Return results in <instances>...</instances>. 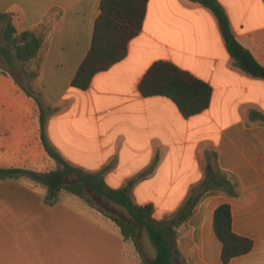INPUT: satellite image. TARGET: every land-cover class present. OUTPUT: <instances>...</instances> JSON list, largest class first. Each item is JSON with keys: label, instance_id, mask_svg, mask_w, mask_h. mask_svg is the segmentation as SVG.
<instances>
[{"label": "crops", "instance_id": "obj_1", "mask_svg": "<svg viewBox=\"0 0 264 264\" xmlns=\"http://www.w3.org/2000/svg\"><path fill=\"white\" fill-rule=\"evenodd\" d=\"M100 2L0 0L15 44L25 42L24 34L40 40L27 62L37 73L26 86L13 73L14 45L0 44L13 55L8 62L0 54V168L56 169L41 143L39 108L25 88L49 110L45 134L62 157L88 171L103 169L107 186H128L135 204H152L154 219L171 216L191 193L198 197L176 228L185 264H223L213 214L224 203L233 233L253 243L228 264H264V122L251 115L264 117V80L234 65L209 9L194 0H149L126 56L96 73L86 90H75L71 82L90 49ZM217 2L238 43L264 67V0ZM0 25L4 30L6 22ZM159 60L211 88L205 111L183 118L170 99L139 93ZM213 168L227 175L235 196H200ZM46 196V187L27 177L0 179V264H143L133 242L83 199L61 191L50 204Z\"/></svg>", "mask_w": 264, "mask_h": 264}, {"label": "trees", "instance_id": "obj_2", "mask_svg": "<svg viewBox=\"0 0 264 264\" xmlns=\"http://www.w3.org/2000/svg\"><path fill=\"white\" fill-rule=\"evenodd\" d=\"M149 0H101L100 14L97 17L91 38L90 49L72 79L71 87L83 91L89 87L93 76L109 69L121 61L127 54L128 43L142 29ZM209 9L214 15L226 49L234 65L245 74L264 80V67L260 65L236 40L229 19L217 0H194ZM5 21L3 39L14 45V57L19 62H29L37 55L39 38L24 34L25 42L16 45L15 29L9 15L0 14ZM0 54L10 62V49L0 48ZM28 97L33 98L39 108L40 138L45 152L56 163V169L48 172H35L24 169L0 168V179H18L27 177L47 189L46 202L53 204L61 191H66L83 199L89 206L111 219L121 231L124 239L133 242L143 258L138 241V230L144 229L149 243L155 250L154 257L143 264H185L177 248L176 228L186 221L194 210L198 197L191 193L182 206L171 216L156 220L153 218L152 204L137 205L130 194L129 187L111 189L104 180V170L88 171L67 162L48 141L45 123L48 109H45L38 97L23 88ZM143 97L162 96L170 99L183 118H189L205 111L210 103L211 88L190 73L179 69L168 61L154 62L138 85ZM252 117L264 122V117L252 113ZM202 193L223 192L229 197L235 196L234 184L225 173L218 169L206 172L199 186ZM111 205L121 207L128 217L115 216ZM213 230L221 243V261L228 264L231 259L248 253L253 246L250 239L241 237L232 231L231 206L224 203L213 214Z\"/></svg>", "mask_w": 264, "mask_h": 264}, {"label": "rangeland", "instance_id": "obj_3", "mask_svg": "<svg viewBox=\"0 0 264 264\" xmlns=\"http://www.w3.org/2000/svg\"><path fill=\"white\" fill-rule=\"evenodd\" d=\"M3 27L0 25V44H4V40L2 39V31H3ZM17 41H19V39H17ZM1 63L5 64V60L1 59ZM18 63V68L15 69L13 71V73L15 74L17 80L23 85L26 86L28 84L27 80L31 79V75H35V73H37V68L33 65H30L27 62H17ZM43 76V73L41 72V74L39 75V77L36 79V83L39 85L40 84V77ZM42 79V78H41ZM112 211L111 213L115 216H122L127 218V212L122 209L119 206L116 205H111ZM138 241H139V245L140 248L142 250V254H143V258L144 261L147 263L149 262L155 255V250L153 249V247L151 246V244L149 243L148 237H147V233L144 229H139L138 230Z\"/></svg>", "mask_w": 264, "mask_h": 264}]
</instances>
